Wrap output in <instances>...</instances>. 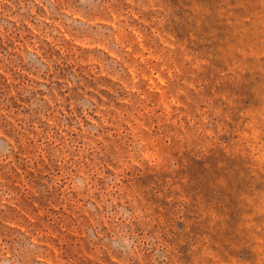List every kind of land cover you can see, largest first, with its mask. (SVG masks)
<instances>
[{
  "label": "rangeland",
  "instance_id": "obj_1",
  "mask_svg": "<svg viewBox=\"0 0 264 264\" xmlns=\"http://www.w3.org/2000/svg\"><path fill=\"white\" fill-rule=\"evenodd\" d=\"M0 264H264V0H0Z\"/></svg>",
  "mask_w": 264,
  "mask_h": 264
}]
</instances>
